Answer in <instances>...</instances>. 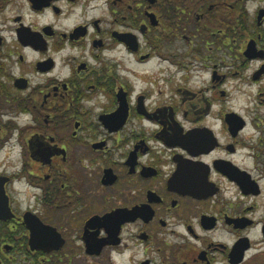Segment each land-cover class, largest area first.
Masks as SVG:
<instances>
[{
  "label": "flooded vegetation",
  "instance_id": "obj_1",
  "mask_svg": "<svg viewBox=\"0 0 264 264\" xmlns=\"http://www.w3.org/2000/svg\"><path fill=\"white\" fill-rule=\"evenodd\" d=\"M0 162V264H264V0H0Z\"/></svg>",
  "mask_w": 264,
  "mask_h": 264
},
{
  "label": "rangeland",
  "instance_id": "obj_2",
  "mask_svg": "<svg viewBox=\"0 0 264 264\" xmlns=\"http://www.w3.org/2000/svg\"><path fill=\"white\" fill-rule=\"evenodd\" d=\"M245 98H242V97H239V102H240V105L243 103H245ZM1 163V162H0ZM18 163L19 162H17V160H16V158H15V160H13V161H11L10 159H9V161H8V170H14V168L15 167H18ZM1 169V168H0Z\"/></svg>",
  "mask_w": 264,
  "mask_h": 264
}]
</instances>
